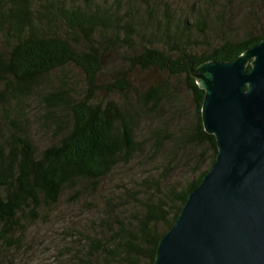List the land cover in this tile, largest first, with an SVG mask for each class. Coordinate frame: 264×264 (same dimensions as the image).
Wrapping results in <instances>:
<instances>
[{"label":"trees","instance_id":"obj_1","mask_svg":"<svg viewBox=\"0 0 264 264\" xmlns=\"http://www.w3.org/2000/svg\"><path fill=\"white\" fill-rule=\"evenodd\" d=\"M168 8L165 1L162 9ZM206 11L199 7L191 14L193 20L185 17V31L162 32L168 46H154L138 44V28L129 20L114 23L108 7L95 0H0V107L34 94L41 79L51 74L61 77L70 68L80 71L84 88L78 91L63 81V87L42 94L45 113L56 122L54 142L43 150L18 131H10L0 142V243H8L21 231L22 219L34 217L42 204L56 203L64 189L80 186L93 193L116 167L128 166L146 153L159 155L168 146L170 155L161 159L163 164L182 161L176 169L183 180L187 173L183 168L194 165L188 170L191 178L177 189L163 186L159 177H142L121 196L133 200L132 222H119L111 241L100 244L93 237L89 245L94 250L90 259L100 255L115 257L119 264H138L140 259L153 264L160 237L217 152L214 136L201 121L204 91L190 71L207 61L232 60L264 38V31L243 30L241 36L223 35L197 51L190 36L193 29L201 33L208 29ZM112 49L121 55L124 67L112 69L113 77L101 80L106 54ZM134 69H155L181 78L194 104L193 125L166 120L178 97L167 82L138 89ZM100 92L119 97L98 98ZM110 214L106 210V218Z\"/></svg>","mask_w":264,"mask_h":264},{"label":"rangeland","instance_id":"obj_2","mask_svg":"<svg viewBox=\"0 0 264 264\" xmlns=\"http://www.w3.org/2000/svg\"><path fill=\"white\" fill-rule=\"evenodd\" d=\"M36 1V0H34ZM71 2L73 0H67ZM80 2V0H76ZM167 2L169 8L164 12L162 7ZM98 4H105L111 11L114 23L129 20L133 28H138V44L147 43L154 46L165 44L164 33H173L182 28L184 18L193 20V11L201 7L205 14V33L193 29L195 38L192 45L197 51L203 50L209 44L216 43L223 35L238 34L250 30L253 34L264 31V0H95ZM223 10V12H222ZM222 12V13H220ZM112 20V21H113ZM220 20H223L221 22ZM120 29V27H119ZM168 46V45H167ZM106 54L101 80H109L110 71L123 68L121 55L113 49ZM115 76V75H114ZM133 84L138 89L148 84L167 82V86L178 103L171 105L170 114L165 116L173 124H190L195 121V108L191 97L186 92L181 78H169L165 73L155 69L140 71L134 69ZM82 74L78 69L70 68L62 75L51 74L40 80V85L34 94L17 101L11 99L0 107V142L8 137L10 131L28 134L38 151L43 150L54 142L55 119L45 113L42 94L47 91L67 86H73L83 91ZM1 88V86H0ZM102 99H117L119 96L106 95L100 92L97 96ZM174 108V109H173ZM170 147H165L161 154L146 153L131 160L128 166L116 167L110 175L103 178L92 193L89 189L75 187L64 189L56 203L42 204L35 212V216L22 219L21 231L15 232L8 243H0V264H119L115 257L100 255L90 259V239H100V244L110 237L119 222H132V199L121 198L124 190L130 188L146 175L159 177L163 186H183L185 180L191 178L188 170L194 166L188 164L183 168L184 180L180 179L181 166L170 162L164 163ZM168 154V155H167ZM172 161L173 158L171 159ZM141 196V195H140ZM107 200L109 203L107 204ZM107 204V205H106ZM106 210L111 214L106 218ZM103 220V221H101ZM138 264H148L146 259H140Z\"/></svg>","mask_w":264,"mask_h":264},{"label":"water","instance_id":"obj_3","mask_svg":"<svg viewBox=\"0 0 264 264\" xmlns=\"http://www.w3.org/2000/svg\"><path fill=\"white\" fill-rule=\"evenodd\" d=\"M190 73L204 91L201 121L217 152L153 264H264V38Z\"/></svg>","mask_w":264,"mask_h":264}]
</instances>
